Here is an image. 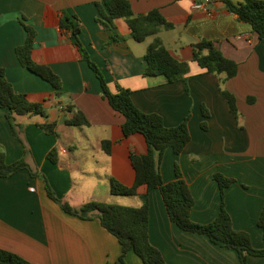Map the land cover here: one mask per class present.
I'll list each match as a JSON object with an SVG mask.
<instances>
[{"label": "crops", "instance_id": "crops-1", "mask_svg": "<svg viewBox=\"0 0 264 264\" xmlns=\"http://www.w3.org/2000/svg\"><path fill=\"white\" fill-rule=\"evenodd\" d=\"M103 0H0V67L16 93L41 103L46 117L14 115L13 128L0 108V152L7 164L24 160L44 174L55 195L74 208L86 202L139 206L118 201L109 190L114 178L126 186L134 182L130 153L145 154L142 135L124 137V118L102 98L98 79L80 59L69 33L59 28L63 13L79 20V39L90 59L103 71L108 87L129 89L135 106L159 114L167 127L188 119L190 141L176 155L168 148L161 163L164 182L175 179L180 169L194 199L190 217L197 223L214 219L220 195L213 175L235 182L224 189L225 208L235 230L247 231L255 249H262V230L257 220L264 205V41L249 24L229 13L221 0H128L135 15L158 9L171 22V30L158 37L170 53L188 62L186 82L167 83L161 76L145 77L144 55L153 37L136 42L123 19L114 21L116 41L96 19V3ZM241 3L244 0H231ZM205 3L206 9H195ZM35 32L32 59L48 66L61 79V94L23 67L15 53L27 33ZM167 32L174 37L164 38ZM211 41L238 65L237 74L221 84L235 96L238 116L229 111L219 91L220 78L191 60L192 44ZM202 107L209 116L204 117ZM80 111L88 126H68L66 120ZM205 121L206 129L201 123ZM55 123L57 136L39 128ZM110 141L106 153L101 142ZM55 148L54 164L47 153ZM148 235L167 264H240L234 250L212 244L205 236L185 233L166 213L157 189L147 193ZM0 249L19 255L32 264H120V245L98 219L82 220L66 214L46 194L43 181L23 169L0 177ZM125 264H143L133 252ZM248 264H264V257L247 256Z\"/></svg>", "mask_w": 264, "mask_h": 264}, {"label": "trees", "instance_id": "trees-1", "mask_svg": "<svg viewBox=\"0 0 264 264\" xmlns=\"http://www.w3.org/2000/svg\"><path fill=\"white\" fill-rule=\"evenodd\" d=\"M229 13L235 15L241 22L249 24L260 41H264V0H244L233 3L231 0H221ZM98 18L96 19L112 36L111 42L116 41L114 21L123 19L129 30L131 38L136 42H143L153 37L147 46L144 60L146 67L143 76H161L167 83L176 81L186 82L189 71L188 62L175 58L163 45L158 37L161 30H171L174 25L166 20L158 9H153L145 14L135 15L128 0H103L96 3ZM22 24L27 33L24 44L16 47L15 53L20 64L28 71L39 76L55 90V95L61 94V79L48 66L35 62L32 57L35 30L27 25L24 17ZM59 28L69 33L70 42L78 50L80 59L88 65L99 81L102 98L109 106L124 118L121 125L122 134L128 137L133 134L143 136L146 143V153H130L135 177L131 186H126L112 178L109 190L112 195L134 197L138 196V188L144 187L145 193L139 195V206H121L117 204L89 201L78 208L58 198L51 189L44 174L30 167L23 159L7 164L4 155L0 152V177H10L20 170H27L30 176L38 177L43 181L47 196L59 205L66 214L82 220L98 219L100 225L113 235L120 245L118 261L125 264L124 256L133 252L143 264H167L160 250L149 240L148 235V198L147 193L157 189L162 197L169 220L185 233L205 236L212 244L234 250L240 264H248L247 256L264 257V247L255 249L251 244L250 234L247 231H238L233 228L230 214L224 204V189L235 182V179L224 177L216 173L213 179L217 182L220 195V206L214 219L208 223H197L190 217L194 199L182 177L180 169L175 165V179L164 182L161 174V163L165 151L170 148L176 155L180 154L190 141L188 119L185 117L178 125L167 127L162 117L157 113H146L138 109L132 102L129 89L115 86L111 91L106 82L102 69L94 63L79 39L80 24L75 16L63 13L59 20ZM191 60L207 73L220 77L219 91L226 100L229 111L237 118L235 96L222 89L224 81L234 77L238 71L235 61L226 58L211 41L202 39L191 46ZM0 108L5 111L6 119L13 128L14 115H39L46 117L44 106L41 103L28 101L25 94L16 93L5 77V72L0 67ZM202 114L209 116L202 107ZM68 126H88L85 116L77 111L74 116L66 120ZM206 129V123H201ZM46 134L57 136L56 124L45 122L39 125ZM111 142L104 140L101 147L109 153ZM47 158L56 163L58 160L55 148L47 153ZM257 226L262 230L264 242V205L257 220ZM0 264H32L26 259L10 251L0 249Z\"/></svg>", "mask_w": 264, "mask_h": 264}, {"label": "rangeland", "instance_id": "rangeland-1", "mask_svg": "<svg viewBox=\"0 0 264 264\" xmlns=\"http://www.w3.org/2000/svg\"><path fill=\"white\" fill-rule=\"evenodd\" d=\"M174 33L172 32H167L166 34H164V38H169V37H174ZM126 197V196H124ZM124 197H114L116 199H118V201H124L125 204H138V198H124ZM139 203L141 204V200L139 201ZM117 205H121V204H117ZM121 206H134V205H121ZM126 255V254H125ZM125 258V256H124Z\"/></svg>", "mask_w": 264, "mask_h": 264}, {"label": "built area", "instance_id": "built-area-1", "mask_svg": "<svg viewBox=\"0 0 264 264\" xmlns=\"http://www.w3.org/2000/svg\"><path fill=\"white\" fill-rule=\"evenodd\" d=\"M193 8H195V9H206V4L205 3H199V4H195L194 6H193Z\"/></svg>", "mask_w": 264, "mask_h": 264}]
</instances>
